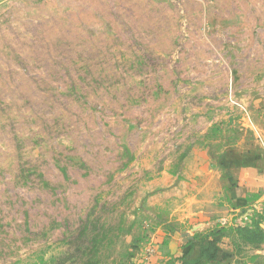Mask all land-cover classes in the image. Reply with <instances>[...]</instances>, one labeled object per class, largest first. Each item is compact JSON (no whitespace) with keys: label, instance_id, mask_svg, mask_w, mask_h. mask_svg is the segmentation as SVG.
Instances as JSON below:
<instances>
[{"label":"rangeland","instance_id":"obj_1","mask_svg":"<svg viewBox=\"0 0 264 264\" xmlns=\"http://www.w3.org/2000/svg\"><path fill=\"white\" fill-rule=\"evenodd\" d=\"M260 157L264 0H0V264L156 263ZM255 198L216 264H264Z\"/></svg>","mask_w":264,"mask_h":264},{"label":"crops","instance_id":"obj_2","mask_svg":"<svg viewBox=\"0 0 264 264\" xmlns=\"http://www.w3.org/2000/svg\"><path fill=\"white\" fill-rule=\"evenodd\" d=\"M179 187L168 188L163 193L164 202L169 201V195L176 193ZM206 189L211 192V198L209 201L203 202L199 214H195V218H197L193 221L195 232H189L199 233L202 237L192 240V236L184 234L178 239H170L168 248L163 247V253L166 256L151 264H216L222 260L224 252L230 251L229 240L223 236L222 238H218L216 235L211 236L210 223L211 221L220 222L226 229H229L233 227V219L236 218L241 207L244 208L253 204L258 210L261 204H259L260 200L255 197L264 194V159L260 157L250 162L246 160L235 178L229 174L223 178L221 174L215 173ZM177 219L184 222L185 216ZM208 231H210L208 234L210 237L206 236ZM183 245L185 246V254L180 259L178 256L179 246ZM171 252H175L176 260H170L169 253ZM213 255H217L215 261L210 260V256ZM259 255H264V252L259 253Z\"/></svg>","mask_w":264,"mask_h":264},{"label":"trees","instance_id":"obj_3","mask_svg":"<svg viewBox=\"0 0 264 264\" xmlns=\"http://www.w3.org/2000/svg\"><path fill=\"white\" fill-rule=\"evenodd\" d=\"M217 259V255L210 256L211 261H215Z\"/></svg>","mask_w":264,"mask_h":264}]
</instances>
